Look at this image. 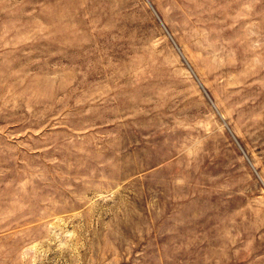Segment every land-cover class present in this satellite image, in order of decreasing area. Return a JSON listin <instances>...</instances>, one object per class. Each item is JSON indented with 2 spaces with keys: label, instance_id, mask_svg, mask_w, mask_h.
Segmentation results:
<instances>
[{
  "label": "rangeland",
  "instance_id": "374dc122",
  "mask_svg": "<svg viewBox=\"0 0 264 264\" xmlns=\"http://www.w3.org/2000/svg\"><path fill=\"white\" fill-rule=\"evenodd\" d=\"M0 264H264V0H0Z\"/></svg>",
  "mask_w": 264,
  "mask_h": 264
}]
</instances>
